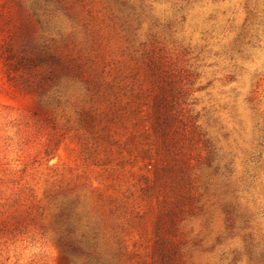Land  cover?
Instances as JSON below:
<instances>
[{
	"label": "rangeland",
	"instance_id": "obj_1",
	"mask_svg": "<svg viewBox=\"0 0 264 264\" xmlns=\"http://www.w3.org/2000/svg\"><path fill=\"white\" fill-rule=\"evenodd\" d=\"M0 264H264V0H0Z\"/></svg>",
	"mask_w": 264,
	"mask_h": 264
}]
</instances>
